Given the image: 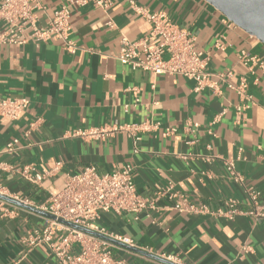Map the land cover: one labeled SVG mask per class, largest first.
Returning a JSON list of instances; mask_svg holds the SVG:
<instances>
[{"label":"crops","instance_id":"0c3cea01","mask_svg":"<svg viewBox=\"0 0 264 264\" xmlns=\"http://www.w3.org/2000/svg\"><path fill=\"white\" fill-rule=\"evenodd\" d=\"M67 1L40 0V24ZM108 1L106 11L72 8L74 54L61 41L0 44V100L30 102L18 121L0 118V152L20 140L14 154H0L8 166L0 170V184L28 206L10 204V215L0 212V264H59L46 246L25 243L45 224L36 208L70 174L87 167L107 174L127 164L141 196L164 195L138 220L104 216L110 234L147 254L120 246L117 257L128 264H163L150 255L180 264H264V70L242 58L262 60L264 44L205 0ZM134 5L164 13L195 39L215 89L197 93L189 78L133 71L118 61L121 39L137 41L151 28ZM229 161L239 182L227 170ZM57 162L63 166L52 172ZM29 166L51 174L33 184L20 173ZM176 195L198 211L176 210ZM229 200L237 202L233 220L226 217Z\"/></svg>","mask_w":264,"mask_h":264},{"label":"built area","instance_id":"2783aa9c","mask_svg":"<svg viewBox=\"0 0 264 264\" xmlns=\"http://www.w3.org/2000/svg\"><path fill=\"white\" fill-rule=\"evenodd\" d=\"M90 5L103 11L110 7L108 0H68L53 12L47 25L43 26L36 14V11L41 9L40 0H0V44L25 45L29 42L61 41L65 48L74 54L77 48L71 41L72 8H86ZM134 8L151 23V28L148 34L137 41L123 37L118 61L133 71L189 78L195 82L194 90L197 93L208 87L215 89L211 81L212 75L206 70L208 57L196 47L195 39L170 22L164 13H150L136 5ZM242 58L246 62L259 63L264 70V58H247L246 53L242 54ZM230 88L235 89L233 86ZM246 88L243 83L238 88L239 93L244 94ZM29 106V100L24 97L0 100V118L18 121ZM126 130L133 131L135 126ZM137 141L138 139L135 140ZM19 148L20 140L15 138L0 154H14ZM62 166V162H57L52 172L59 171ZM7 169L8 166L0 161V170ZM227 170L235 181H240L233 161L227 163ZM20 173L33 184L41 183L51 174L49 171L38 172L33 166L25 167ZM172 188L173 186L169 185L167 192ZM0 195L27 205L18 197L8 195L1 184ZM161 195L164 194L160 193L154 199L141 196L134 181V167L130 164L107 174H100L95 167L84 168L76 174L68 175L63 188L51 194L46 204L36 208L53 219L45 218L44 226L29 232L25 243L29 248L46 246L59 264H128L125 259L116 256L120 246L66 224L134 248L131 239L115 236L107 231L101 224L104 216L130 215L138 220L142 213L157 209V200ZM250 195L253 201L257 200L256 192L252 191ZM176 197V210L188 213L198 211L194 205L188 204L183 196ZM9 205L0 200V212L5 216L12 213ZM227 208L226 217L233 220L238 214L237 202L229 200ZM165 260L180 264V260L174 257H166Z\"/></svg>","mask_w":264,"mask_h":264},{"label":"water","instance_id":"95a60500","mask_svg":"<svg viewBox=\"0 0 264 264\" xmlns=\"http://www.w3.org/2000/svg\"><path fill=\"white\" fill-rule=\"evenodd\" d=\"M205 1L209 3L210 5H212L214 8H216L219 12H221L226 18H228L236 26H238L243 31H245L247 34L255 37L261 43L264 44V0H205ZM0 200H3L11 205L28 207L25 204L12 200L11 198H8L6 196L0 195ZM35 211L42 214L45 218L53 219L48 214L42 213L38 210H35ZM66 225L74 229H77V230L92 234L94 236L100 237L102 239H105L123 248H128L138 253L147 255L143 251L130 248L110 238L99 236L93 232H90L88 230H85L83 228H80V227H77L71 224H66ZM150 257L163 264H173V263L167 262L166 260H163L153 255H150Z\"/></svg>","mask_w":264,"mask_h":264}]
</instances>
